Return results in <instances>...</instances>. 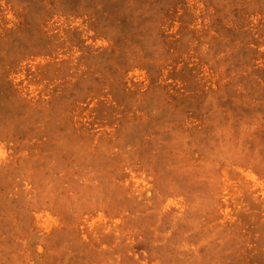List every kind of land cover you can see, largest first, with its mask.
<instances>
[{"label":"rangeland","instance_id":"obj_1","mask_svg":"<svg viewBox=\"0 0 264 264\" xmlns=\"http://www.w3.org/2000/svg\"><path fill=\"white\" fill-rule=\"evenodd\" d=\"M0 264H264V0H0Z\"/></svg>","mask_w":264,"mask_h":264}]
</instances>
